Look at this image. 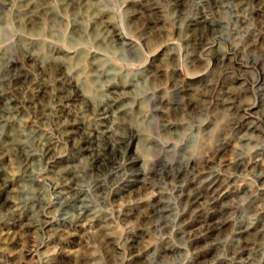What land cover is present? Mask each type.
I'll return each instance as SVG.
<instances>
[{
  "label": "rangeland",
  "instance_id": "374dc122",
  "mask_svg": "<svg viewBox=\"0 0 264 264\" xmlns=\"http://www.w3.org/2000/svg\"><path fill=\"white\" fill-rule=\"evenodd\" d=\"M0 264H264V0H0Z\"/></svg>",
  "mask_w": 264,
  "mask_h": 264
}]
</instances>
